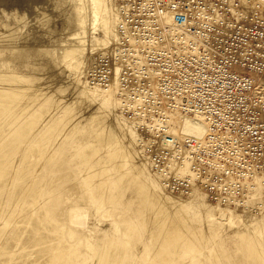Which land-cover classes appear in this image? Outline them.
I'll return each instance as SVG.
<instances>
[{
  "label": "rangeland",
  "instance_id": "obj_1",
  "mask_svg": "<svg viewBox=\"0 0 264 264\" xmlns=\"http://www.w3.org/2000/svg\"><path fill=\"white\" fill-rule=\"evenodd\" d=\"M250 1L259 3L260 0ZM83 4L84 0H0V27L7 24L16 31L9 36L5 28H0V35L6 36L0 47H15L14 52L2 54L0 62H6L9 69L23 78H33L34 87L28 89L30 93L27 90L29 94L24 103L41 91L42 102L48 103L46 112L41 109V101L34 107L36 124L32 131L17 139L15 153H9V148H0V261L5 257V264H102L103 252L112 247L117 260L112 264H264V140L259 145L256 160V174L260 177L250 178L253 189L236 204L213 202L200 187L206 201L202 207L189 193L179 192L178 195L164 186L142 146L145 134L124 116L122 108L116 109V113L111 107L99 108L98 102L85 99V86L87 89L107 87L91 86L87 75L85 86L76 84L73 72L62 58L66 49L84 48L81 57L84 56L87 63L88 49L100 47L98 39L102 34L98 30L91 31L95 27L89 29L88 26L91 20L88 2L82 14L87 17L85 25L89 32L85 35V30L77 26L75 10ZM244 6L254 7L247 2ZM79 32L83 40L75 45L72 36ZM98 56L91 68L89 62L87 69L93 68ZM65 110L70 113V120L63 129ZM9 112L0 111V130L9 123ZM29 114L16 121L14 128H26ZM117 116H120V125L115 122ZM54 123L57 125L52 126ZM36 131L48 132L41 141L48 145L45 151L36 153L32 164L25 168V162L30 160L23 154ZM181 131L193 138H202L207 132L198 136L182 128ZM129 136L135 144L130 142ZM6 138L0 139V146ZM53 140H56L54 146ZM88 146L97 151L90 159L83 154ZM140 160H148L145 162L151 168L150 176L138 172L136 167ZM153 174L160 176L164 192L181 203L180 209L166 205L165 212L156 211L150 205L152 202L142 203V200L140 205L139 182L153 184ZM155 195H151L152 201L157 198ZM168 211L178 212V223H182L181 229L191 236L193 244H183L176 249L171 246L170 256L164 261L162 252L165 254L168 248L157 242L162 230L156 229L154 218L161 217L163 212L165 216ZM222 213L225 217L219 216ZM28 214H34L44 229L46 239L37 245H30L39 237L37 231L33 232L29 225L18 229L19 222ZM129 225L133 231L125 229ZM152 237L155 240L152 241ZM110 238L114 241L109 242ZM207 242L209 245L205 244ZM35 246L43 248L35 250ZM47 246L51 249L43 250ZM250 251L248 259L242 256ZM18 253L25 255L21 259L11 256ZM39 256L44 258L36 259Z\"/></svg>",
  "mask_w": 264,
  "mask_h": 264
},
{
  "label": "built area",
  "instance_id": "obj_2",
  "mask_svg": "<svg viewBox=\"0 0 264 264\" xmlns=\"http://www.w3.org/2000/svg\"><path fill=\"white\" fill-rule=\"evenodd\" d=\"M243 1L117 0L123 16L117 57L124 64L125 113L163 139L151 153L170 185L188 190L198 184L223 203L243 196L242 172L256 174L264 140V8L247 0L254 5L247 9ZM163 12L172 14L171 23L158 19ZM174 27L182 35H173ZM137 98L138 107L128 104ZM174 107L207 116L212 150L189 137L183 154L173 134L166 133ZM172 161L189 163V170L174 171Z\"/></svg>",
  "mask_w": 264,
  "mask_h": 264
},
{
  "label": "bare ground",
  "instance_id": "obj_3",
  "mask_svg": "<svg viewBox=\"0 0 264 264\" xmlns=\"http://www.w3.org/2000/svg\"><path fill=\"white\" fill-rule=\"evenodd\" d=\"M80 1H83V0H80ZM87 2L89 3V13L91 14V16H89L91 18L90 24L88 25L89 29L92 27H95V28L90 29V30L93 32L98 30V31H100V33L102 35H101V38L98 39V41H99L98 43L100 44V47H97V48L91 47L90 50L88 49L87 63H86V58L84 56L81 57L82 53L84 52V48H81V50L80 49L74 50L72 48H69V49H66L63 51L64 53H63L62 58L64 59V61H66L68 63L67 67H68L69 71L73 72L74 82L76 84L81 83L82 85L85 86L86 81H84L85 80L84 77H85V75H87V76H89V83L91 86L107 87L106 89L105 88L104 89H100V88L99 89L98 88L87 89L85 86L84 98L91 100L94 103L98 102L97 104H99V106H98L99 108L111 107V109H113L114 112H116V109H118L119 107L122 108L124 116L127 117L128 119H130L132 122L136 123V125L139 127V129L145 134V142L142 146L145 148L146 153H148L150 155L155 171L158 174H160V176L162 177V179L164 181L163 185L172 189L174 192L178 193V195H179V192H182L185 194L189 193L190 195H192V197L195 198L197 204L202 205V207L205 206L204 205V202L206 203V201L204 199L205 197L203 196V194L201 192V189H200L201 186H199L198 184H195V186L192 185L193 189H192V187H190L188 190H185V189H176L168 183V179L165 178L157 169V167L155 165L154 157L151 153L152 151L155 152L156 151L155 149L162 147L163 139L160 136H157L155 131H153L149 128L147 129L146 127H144V125L146 123L143 120H139V122H137L136 119L130 118L124 111L123 97L127 96L128 92L124 88H122V84H121V71L123 69L124 64L121 63V61L117 57V55H118L117 49L119 47L120 34H119V27H118V32H117L116 27H117V25H120L121 22H123L122 12H121V9L119 8L120 7L119 4H117L118 2H116V0H87V1L84 0L83 5H81V6L79 5L78 7H76L75 12L78 16V19L76 20L77 26L81 27V29L85 30V35L89 31L87 30L88 29L87 25H85L86 24L85 19L87 17H85L84 14H82V11H85ZM245 2H247V1L244 0L243 4ZM259 3L261 4L262 8H264V0H260ZM160 18L162 19L163 22H165V21L168 23L172 22V14L169 12H163L161 14H158V19H160ZM86 21H87V19H86ZM1 25L3 27H0V28H2V29L5 28V30L9 36L14 35L16 33L14 27H12L11 25L10 26L7 24H4V25L1 24ZM116 33L118 34V37H117ZM172 34L173 35H182V34H180L178 27H174L172 29ZM126 36H130L131 39H134V35L130 31L126 32ZM72 37H73L72 41L75 43V45H80V43H82L81 42L83 40L82 32L76 33ZM5 38H6V36L0 35V42L3 41ZM116 38H117V40H115ZM108 49H110V51H108ZM14 51H15V47H12L9 45L0 47V61L2 60L1 59L2 54H6L7 52L12 53ZM106 51H107V53L108 52H111V53L105 54ZM98 55H100V57ZM96 56L99 57L97 63L93 66L92 69H87L89 62H90L89 68L92 67V63L94 62V58ZM0 63L2 64L0 66V111H3V112L4 111L9 112L10 111L9 115L11 114V119H9V123L3 129L0 130V139L3 137H7L5 143L2 146H0V148L6 149V150H8V148H9V150H8L9 153H15L16 152V150H15L16 144L15 143H16L17 139L21 138L22 135H26L30 131H32L34 125L36 124L35 117L37 115L36 114L37 110H34V107L38 106L40 101L42 102V100H41L42 91L40 93L33 91L36 93L33 96L31 95L29 101L24 103L25 97L30 93V91L28 89L31 90L32 87H34L33 86V78L32 77L23 78L20 75L13 72L11 69H9L6 62H0ZM84 66H86V67H84ZM100 67L103 70H101V74H99V76H97V72L100 69ZM83 68H84V71H82ZM117 68H118V70H117ZM115 69L118 73L115 71ZM86 70H90L88 73L89 75L86 73ZM92 76L93 77L97 76L98 81L93 83V81H91ZM31 81H32V83H31ZM27 90L29 91V93ZM37 90L40 91V89H37ZM24 91H25V93H23ZM138 100H140V98L135 99L134 104L132 103L131 100H128V104L138 107V104H139ZM42 105L43 106L41 109L44 110L45 112L48 111V109H47L48 103L42 102ZM28 113H30L29 114L30 117L26 120V128H24V127H22V129L21 128L18 129L17 127L14 128L15 122L22 119V117H24ZM137 113H142V111H138ZM69 114L70 113L68 112V110H65L63 112V116L65 117L64 119L66 120L64 122L63 129L66 128V125L68 124V122L70 120ZM168 118L169 119L167 121H165V123L168 124L166 133L170 132L171 134H173V137L179 143V145H177V146L179 149H181L183 151V154H185V155L188 154V150L185 149L183 144H184L185 139L189 138L191 136H188L184 132H182L181 128L183 130L185 129L190 134H196L198 136H202V134H204L207 130L204 137L194 138V139L197 141L198 146H206L208 144L206 139L208 138V135H209L211 122L208 120L207 116L204 115L203 113H201V112L200 113H197V112H195V113H183L177 107H174V109L171 110L170 116H168ZM187 120H188V122H187ZM157 121L158 120L156 119L155 122H157ZM185 121L187 123H185ZM115 122H117L118 125H120V116L116 117ZM55 125H57V124L54 123L52 126H55ZM113 126H114V123H113ZM113 129H115V128H113ZM122 129H123L122 131H127L125 128H122ZM38 132L39 131H36L35 135L33 133V135H34V136H32L33 139L32 140L29 139V140H31L30 142L28 140V143H29L27 146L28 149L25 150L23 157L24 156H25V158L28 157L30 162H25V168L29 167V165L32 164V158L35 157V154L38 152L41 153L42 151H45L46 147L48 145V144H42L43 142H41V141H44V139H46V137L48 136L47 135L48 132L41 133V134ZM139 137H141V135ZM191 138H193V137H191ZM49 139H47V141H49ZM155 139L157 140V143H156ZM56 140L52 141L53 146L56 144ZM129 140H130V142L134 141L133 139H131V137ZM135 143L133 142V144H135ZM150 144H152V147H153L152 150H151ZM154 144H156V146H157L156 148L153 146ZM130 145H131V143H130ZM207 147H209L208 149H210V150L213 149L212 147L209 146V144ZM136 151H138V150H136ZM53 152L54 151H52V153ZM135 153H137V155H138V152H135ZM83 154L84 155L87 154L86 158H89V157L92 158L93 155L94 156L97 155V151H95L91 146H88L84 150ZM47 155H48V153H47ZM129 155L131 156V154H129ZM89 159H87V160H89ZM145 161H147V163H148V160H143V161L140 160L139 162L137 161L138 164H137L136 168H137L138 172L140 173V175H141V173L142 174H148L149 172L151 173V171H150L151 168L149 165H147V163ZM218 165L220 166L222 164L218 163ZM37 166H38V164H37ZM170 167L174 171H180L182 173H186L189 170V163H187V162L185 163L184 161H179V162L172 161L170 163ZM88 169H90V168H88ZM101 170L102 169H100V171ZM150 173H149V176H150ZM242 173L244 175V177L242 178V184L243 185H242V189H241V194L243 196H241L240 199L236 200L234 203H233L232 199H225L224 203L219 202L218 200L217 201H214L212 199L211 200L213 202H217V203H220L223 205H230V204H236L240 200H242L243 198H246L248 196V193L253 189V182H251L250 178L253 177V175H255V177L256 176L260 177V175L255 174L254 172H251L250 170L243 171ZM100 174H101V172H100ZM160 176L159 177L157 175L153 176L154 182H153V184L151 183L152 185L148 184V183L146 184V182L145 183L139 182V183H141V185L137 189L138 193L137 192L136 193L141 195L140 205H141V200H142V203L152 202V204H150V205L152 208L154 207L153 209H155L156 211L157 210L164 211L166 209V205L168 206V208H173L174 210L180 209L181 203L179 201H177L174 197H172L169 194H167L166 192H164V187L162 185V182H161L162 180H161ZM230 182L232 183L231 180H230ZM203 191H205L208 194V192L204 188H203ZM230 192H232V191H230ZM155 193L157 196L155 195L154 197H157V198L154 201H152L153 197L151 195H153ZM150 196H151V200L149 199ZM21 205H22V203H21ZM38 205H39V203H38ZM199 205H198V207L201 208ZM164 212L161 215V217L156 218V219L154 218V220L156 222V229H159L158 227H160V230H162L160 237L157 239V242L159 243V245H165L166 248H168L166 250L165 254L161 250H157V251L162 252V254L164 256L161 259H164V261H166L167 257L170 256L171 251L169 248L171 246H173V248L176 249L180 245H183V244L188 245V246L192 245L193 242L190 239L191 236L187 235L186 232L184 233L183 232L184 230L181 229L180 226H182V223H180V222L178 223V220H177L178 212L177 211H174V212L168 211V212H166L165 216H164ZM160 213L161 212H159L158 214L160 215ZM219 216L225 217V214L222 213ZM126 218H128V217H126ZM37 219L38 218L35 217L34 214H28V215L23 216V219L19 222L20 227L18 229L21 228V225H29L30 228L33 230V232L37 231L36 233L38 234L39 237H37V239H34L33 242H30V245H37L39 243L44 242L46 239V237L45 238L43 237L44 236V232H43L44 229L41 226L40 221L38 222ZM153 224H154V222H153ZM131 226L132 225H129V226H127L128 228H125V229H127V231L131 230L132 229ZM55 231H56V226H55V229H53V232H55ZM131 231H133V229ZM131 231H129V232H131ZM157 231H155V232H157ZM152 232H154V231H152ZM152 232H150V234H152ZM126 233H128V232H126ZM155 238H156V235H155ZM112 239L113 238H110L109 242L114 241ZM153 240H155V239L153 238L152 241ZM116 241L117 240H115V243H116ZM205 244H208V242ZM35 247H36L35 250H40L43 248V247L37 248V246H35ZM111 248H107V250L109 249L108 252H106L107 250L105 251L106 253L103 252L102 258H100L102 264H107V263L112 264L113 262L117 261L114 259L113 248L112 249ZM48 249H51V246H47L43 250H48ZM158 249H159V247H158ZM26 250H27V248H26ZM212 250H213V248H212ZM213 254H212V257H213ZM250 254H251V251L249 254L247 252H246V254H242V256L244 258L248 259L250 257ZM22 255H25V253L12 254L11 256H13V258L21 259L22 257H24ZM214 255H216V253ZM43 258H44V256H39L36 259H43ZM36 259H34V260H36ZM6 262H7V259L4 257L0 261V264H5Z\"/></svg>",
  "mask_w": 264,
  "mask_h": 264
}]
</instances>
